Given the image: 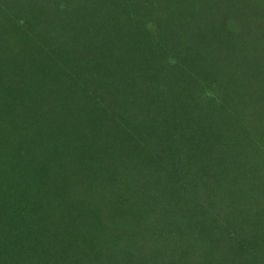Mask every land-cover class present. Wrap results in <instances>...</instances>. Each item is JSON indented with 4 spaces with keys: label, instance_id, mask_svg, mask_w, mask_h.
Wrapping results in <instances>:
<instances>
[{
    "label": "rangeland",
    "instance_id": "rangeland-1",
    "mask_svg": "<svg viewBox=\"0 0 264 264\" xmlns=\"http://www.w3.org/2000/svg\"><path fill=\"white\" fill-rule=\"evenodd\" d=\"M173 1L0 0V218L11 215V220L16 211V218L27 221L11 220L14 229L5 226V217L0 220V264H264V141L259 136L258 148H248L240 136L234 138L235 133L247 136L264 128L260 118L248 113V103L239 106L248 92H232L233 118L241 132L228 125L225 135L235 146H216L221 160L226 151L230 161L222 166L217 156L220 162L214 167L212 161L196 167L192 181L183 185L190 193L182 192L179 181L187 167L176 153L160 158L182 162L181 175L170 182L162 174L148 176L151 165L139 180L123 166L129 152H156L155 143L170 133L171 115L165 112L178 105L177 98L186 106L189 94L188 105L196 115L205 109L203 128L221 135L224 109L210 102V84L234 78L221 76L225 70H264V0H196L203 18L195 11L189 25L174 27L173 37L187 52L177 53L173 43L164 42L159 49L163 58L154 67L153 79L170 78L185 97L179 86L171 97L162 95L157 89L166 85L147 79L144 51L129 39L146 16L163 30V13L147 10L148 4L157 9ZM191 4L180 3L177 20L183 21L189 5L194 10ZM231 5L243 15L222 20L231 15V8H224ZM129 14L131 19L137 15L138 23L128 21ZM202 22L205 29L227 25L239 32L236 37L249 35L244 50L229 32L217 30L208 41L203 39L196 26ZM17 44L28 51L43 49L39 61L46 67H36L40 70L34 77L35 57L14 50ZM188 53L195 55V67L186 68ZM166 57L185 69L167 68ZM203 57H208L204 71L199 69ZM246 79L254 84L252 74ZM254 85L264 94V83ZM222 87L229 92L232 82ZM177 113L185 117L188 112ZM53 119L58 122L50 127ZM67 156L71 163L66 164ZM26 190L41 197L53 191L44 197L51 198L44 200L51 204L46 212L34 213L40 206L35 197L20 199ZM123 208L132 215L121 213Z\"/></svg>",
    "mask_w": 264,
    "mask_h": 264
},
{
    "label": "trees",
    "instance_id": "trees-1",
    "mask_svg": "<svg viewBox=\"0 0 264 264\" xmlns=\"http://www.w3.org/2000/svg\"><path fill=\"white\" fill-rule=\"evenodd\" d=\"M195 1L196 0H174L173 3L170 6H162V7H159L157 9L150 8V4H148L149 7H147V10L149 9V10H151L153 12H155V11L159 12L158 16L160 15V13H163V16H161L160 19L161 20L164 19V21L166 22V24L164 25L165 28L163 30L157 28L158 27L157 24H155V22H153L152 20L148 21L149 18L146 19L148 17V16H146L145 19H144V22L141 23V24H143V23L144 24L141 25V26L138 25V27H140V28H139L138 32H135V34H134L135 36H133L134 38L131 37L129 39L130 45H134V46L137 45L141 49H143V51H144L143 55H145V57H146L144 59L145 60V64H147L148 66H146L143 71H144L145 76L147 75V79L148 80H152L151 82L156 84V85H157V82L164 83L166 85V87L163 88V89H159V90L157 89V91H161L162 95H165V96H168V97L172 96V95L170 96V94L173 93V89L177 90L178 86L180 87V89L178 90L179 93L184 95V97H185V94H184V91H183V89L181 88L180 85L174 83L173 81L171 83L168 82V81H170L169 80L170 78L162 77L163 78L162 79L163 81H162L161 79H158L160 76H157V77H155V79H153V76L155 75V73H157V69L154 68V67H155L156 64H159V63H157V61H161V59L163 58L159 54V49H161V47L164 45V42L166 44L168 42H171L177 47L176 48V52L177 53L183 54L184 53L183 51L187 52L185 44H183V42L179 41L178 38L173 37V34L175 33L174 32V27H176L177 29L180 28V27H177L176 25H180L181 26L180 23H182V25H183L184 23H186V21L192 19L193 13L195 11L198 13V11H199L198 6L200 4H199L198 1H196V2ZM246 1L248 2V1H251V0H246ZM253 1H256V0H253ZM190 2L193 3L191 5L194 6V7L192 6L194 10H192V8L190 9V7H189L190 5H189L188 8H187L186 13L184 14L185 18L183 17L184 18L183 21L182 20H177L178 16H177L176 12H177V9H179V7H180V3L184 4V6H186ZM217 6H219V5H217ZM206 7H211V5L206 6ZM206 7L204 8V10L206 9ZM224 8H231V11L229 12V14H231V15H228L227 18L225 17L222 20H228V19L234 17L235 15H238L237 17H241L243 15V12H241V8L237 9V8H235L232 5L224 7ZM158 9H160V10H158ZM175 10H176V12H175ZM128 13H131V12H129V10H128ZM211 13L212 12H210V14ZM198 14H201V18H203L202 17L203 12L202 13H198ZM133 15H135V14H133ZM146 15H149V14H146ZM171 16H172V18H170ZM136 17H137V15H135L132 18L133 19V21H132V19L130 17V14H129V16H128L129 20L128 21L131 20V22L134 24L135 21H136ZM174 19H176V20H174ZM197 22H199V21H197ZM207 22H209V21H207ZM132 23L130 24V26L132 25ZM136 23H138V22L136 21ZM186 25H189V24L186 23ZM196 26L198 28V33H202V35H203L202 38L204 39V37H205L207 39V41L210 38H212L213 35L214 36L217 35V32L219 30L221 32H229V33H231L229 35H232L237 40L238 43L236 45L242 51L244 50L246 42L249 39L248 38L249 35L247 36V38H245L246 35H243V33H240V34L244 36V39H243V37L241 38V37L234 36L235 35L234 32H237V31L234 30L233 28L226 29L227 25H224L223 27H219L220 29L218 28V29H215V30H211V28L205 29V23H203V22L201 24L196 25ZM232 27H233V25H232ZM181 28H182V26H181ZM237 33H239V32H237ZM162 34H164V35L167 34V35L163 36ZM197 35H198L197 32L194 30V36L197 37ZM167 36H169V37H167ZM171 37H172V39H171ZM21 39H22V37H20L19 41H21ZM225 43L226 42L222 43L223 48L226 47V45H227ZM184 47H185V49H184ZM233 48H234V51L236 53L237 50H238L237 47L234 45ZM35 49L28 51L26 49H23V46L20 45V44L19 45L17 44V46L14 47V50L19 51L20 54H25L27 56L28 53H30L32 57H35L33 59H35V62L37 64H36L35 69H34L35 72L32 75L33 77H34V75H36L37 70L38 71L40 70V69H36V67L37 68L38 67L41 68V67L45 66L42 62L39 61V59L42 60L43 57H44L43 49L41 50V48L39 46L36 47ZM20 51H22V52H20ZM231 52H232V49H231ZM226 53L229 54V55L232 54L229 51H227ZM188 55H189L188 56L189 59H188V63L185 64L186 68H188V66L189 67H191V66L195 67L196 66L195 65V60H194L195 59L194 58L195 55L194 54H190V53H188ZM217 58H219V57L217 56ZM19 60H21V59H19ZM164 60L166 61V64H167L168 63L167 62L168 61L167 57ZM177 62H179V60H177ZM207 62H208V57H203L202 58V62H200L202 67L199 66V69H201L202 71H204V69L206 70L205 63L207 64ZM179 63L177 65L172 64V63H168L170 65V67H167V68H170V69H185V66L184 65L180 66ZM151 65H153V66H151ZM219 66H220V69H221L222 68V64L219 63ZM209 69H211L210 64H209L207 70H209ZM32 72H33V70H32ZM224 73H228V75L226 76L228 78L231 75L234 76V78H230L232 81L231 80L225 81V82L218 81V82H213V83L210 84L211 88H213L212 92H211L212 96L210 98V102H212L213 105H220L224 109L223 110L224 111L223 116L225 118V124L222 123L223 127L220 129L221 135H220V133L216 134L215 131L213 133L208 132V131H206L205 128H203V123H202V121L200 119L203 116V112H205V109L202 110V108H199L197 110L198 114L196 115V111H192L191 107L189 108L188 104H189V101L191 100L192 95L189 94V96L186 97V99H188V101H187L188 104H186V106H183V102L180 100V98H177V101H180V102H178V105L177 104L172 105L171 109L168 112H165V114L167 116L171 115V117L169 119H167L168 120V123H167L168 124L167 125L168 128H166V129H168V132L170 131V133L165 132L167 137L166 138L164 136L160 137V141L158 142L159 144L155 143V145H157V149H156L155 153H153L150 150L151 148L143 149L139 153L138 156L136 155L135 150H134V152H129V154H127V157H129V158L126 159V163L123 165L124 167L126 166V169H125L126 172L131 170L132 176H135L139 180L142 175L148 174L147 168L149 167V165H151V168H149L150 171H149V175L148 176H150V174H152V176H157V175L162 174L161 176H164L165 180H169L167 182H170L171 179H175V178H177L178 176L181 175V171H182L181 170V164H182L181 160H183L185 166L187 167V169L184 172V174L181 176L179 183H180V185H182V190H183L182 192L190 193V192H187L186 190L183 189V185H185L187 183L189 184L192 181L191 179H193L195 174H197L195 168L197 167V170H198L199 169L198 166L203 165L205 163V161L206 162L212 161L210 163V165L212 167H214L217 163L220 162V161L218 162L216 160L217 156L221 160L220 154L222 153V152L221 153H217V150H216L217 144L221 145L223 143L224 144L223 146H226V147H228V143L231 145V141L232 140L229 141V138H228V142H227L226 135H225L226 134L225 133L226 132L225 127L230 125L231 128H232V132H235L236 128H237L238 132H241V127H240L239 121L237 120V118H235V119L233 118V117H237V110H236V107H235V105H234V103L232 101V100H234L236 98V97L234 98L233 97L234 95H232V92H233L234 89L236 90V95H238L239 93L248 92L247 97H246L247 100L242 101L239 104V106L241 104L248 103V106H247L248 113L250 114V112H251V114H254L257 118H260L261 123L264 126V114H263L264 113V94L262 93V89H260L259 87L258 88H253L252 87L255 83H264V70L260 69L258 67L257 68L250 67V68H248V70L245 69V68L239 67V69L236 70V74H234V71H228L227 72V70H225V71H223V73H220V75L222 76ZM249 73H251L253 75V78H254V84H252V85H251V83L249 84V82L246 79V78L249 77V75H251ZM130 74L135 76V80H136V76H138L136 74V72L133 70V71L130 72ZM228 82H232V87H231L232 89L229 90V92L226 91V88L222 87L224 84L226 85V83H228ZM151 87H153V88H150L149 89L150 91H154L155 88H156V86H151ZM222 89H224V93L223 94H222V92H223ZM240 95H242V94H240ZM168 97H166V98H168ZM181 111H185L186 113L187 112L188 113H187V115L185 117H183L184 115H182V114H185V113H182V114H178L177 113V112L180 113ZM199 115H201V116L199 117ZM192 117L194 118V121L192 120ZM53 122L57 123L58 120L53 119L49 123L50 127L53 125ZM61 129H63V128H59L58 131H60ZM250 133L251 132H248L247 134H250ZM252 133H255V134L244 136L245 133H243V136H241V135H239V133L238 134L235 133V137L234 138L237 139V141H238V138H240V137L242 139H244V140H240V141H242L245 145H247L248 148H249V146L251 148H258L256 143H255V140L260 136L261 137V141L262 140L264 141V136H263L264 135V128L262 129V131L259 130V128H256ZM136 137H139V134H136ZM231 139H233V137ZM140 140H143V139L140 137ZM223 141H225V142H223ZM136 144L138 145V143H134L133 145L135 146ZM231 146L234 147L235 144L232 143ZM150 147H152V145ZM160 147L163 148V149H161V151H160ZM56 148H57L56 151H58L57 153L59 154L60 147L58 148V145H57ZM225 153H226V157L223 156V158L221 160L222 166H223L222 162L227 163V162L230 161V158L227 156V152L226 151H225ZM171 154H175L176 155L175 157L178 156L179 159H181V160H173L172 158H170V159H160L161 155L162 156L164 155V157L168 158V157L171 156ZM147 158H149L151 160V163H149V164L146 163L147 162L146 161ZM70 160L71 159L68 158V156H67V160H65L66 164L71 163ZM82 161L83 160H81L80 164H82ZM163 161L165 162V164H166L165 166L166 167L162 166L163 165L162 164ZM120 169H122V164L120 166ZM212 169L213 168H211V170ZM115 176L117 177L118 173H116ZM136 178H134V179L137 181ZM65 186L68 188L67 185H65ZM122 186H123V184H122ZM47 188L48 187H44V189H47ZM12 189H13V186H10V190H12ZM138 191L139 190H137V192ZM25 192L26 193H24V195L20 199H26L27 197L32 196V197L36 198V199L34 198L33 200L37 201V203L40 205L37 209H33L35 211L34 213H37V214L41 213V211L43 209L44 210L42 212H46V210L48 209V207H46V206L47 205H51L50 202H48V201L46 203L44 202V200H46V199L48 200V199H51V198H46L45 199L44 197L51 195V193L53 191L52 192H48V190L44 191L45 192L44 195H43L44 197H41L39 195L40 192H38V191L36 192V194H34V193L32 194L30 192L27 194V190ZM133 192H136V191L133 190ZM182 192H176V194L178 196H180V195H182ZM0 193H2V190H0ZM18 194H19V192L16 193L14 196H18ZM3 195L5 196V193ZM56 196H58L57 191L54 192L53 197H56ZM9 201L10 200H8V203H9ZM34 205L35 204H33V206ZM1 208L2 207L0 206V209ZM3 209H5V207H3ZM8 209H14V207L8 208ZM123 209L125 211L122 212V209H121V213L125 212L126 214L132 215L129 212L130 210H127L125 208H123ZM0 212H3L2 209H1ZM15 213H16V211L11 213L12 214L11 220L14 221L16 219L18 222H21V223L24 222L23 224H27L26 219H18V218H16L15 216H16L17 213L16 214ZM31 213H33V212H31ZM2 214H4V212ZM4 217H5V219H7L5 226L14 227L10 223L11 220H9L11 215L7 216V217L3 216L2 218H0L1 222H2V219H4ZM31 218H28V219L31 220ZM23 227L24 228L25 227L28 228L27 225H24ZM14 229H15V227H14ZM14 231H15L14 234H16L19 231V228H17Z\"/></svg>",
    "mask_w": 264,
    "mask_h": 264
}]
</instances>
